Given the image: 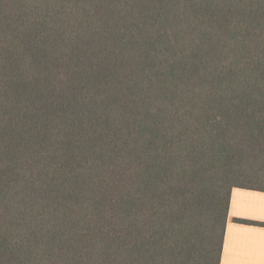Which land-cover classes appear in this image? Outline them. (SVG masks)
Returning <instances> with one entry per match:
<instances>
[{
    "label": "trees",
    "instance_id": "1",
    "mask_svg": "<svg viewBox=\"0 0 264 264\" xmlns=\"http://www.w3.org/2000/svg\"><path fill=\"white\" fill-rule=\"evenodd\" d=\"M234 188L264 0H0V264H221Z\"/></svg>",
    "mask_w": 264,
    "mask_h": 264
},
{
    "label": "crops",
    "instance_id": "2",
    "mask_svg": "<svg viewBox=\"0 0 264 264\" xmlns=\"http://www.w3.org/2000/svg\"><path fill=\"white\" fill-rule=\"evenodd\" d=\"M261 216H264V191L234 188L221 264H249L253 254L252 240L257 232H264ZM233 219L251 223H237Z\"/></svg>",
    "mask_w": 264,
    "mask_h": 264
},
{
    "label": "clouds",
    "instance_id": "3",
    "mask_svg": "<svg viewBox=\"0 0 264 264\" xmlns=\"http://www.w3.org/2000/svg\"><path fill=\"white\" fill-rule=\"evenodd\" d=\"M264 219V216L260 217ZM253 254L249 264H264V232H257L252 240Z\"/></svg>",
    "mask_w": 264,
    "mask_h": 264
}]
</instances>
